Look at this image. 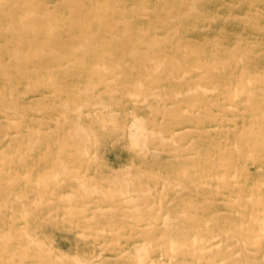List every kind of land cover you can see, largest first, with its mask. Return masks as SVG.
<instances>
[{
  "label": "rangeland",
  "instance_id": "374dc122",
  "mask_svg": "<svg viewBox=\"0 0 264 264\" xmlns=\"http://www.w3.org/2000/svg\"><path fill=\"white\" fill-rule=\"evenodd\" d=\"M15 2L0 264H264V0H38L28 42ZM19 46L50 56L21 71Z\"/></svg>",
  "mask_w": 264,
  "mask_h": 264
},
{
  "label": "bare ground",
  "instance_id": "6f19581e",
  "mask_svg": "<svg viewBox=\"0 0 264 264\" xmlns=\"http://www.w3.org/2000/svg\"><path fill=\"white\" fill-rule=\"evenodd\" d=\"M5 1H7V2H13L14 3V5L16 6L17 5V3L15 2V0H0V4H3ZM14 6V7H15ZM86 6H87V4H86ZM88 7V6H87ZM15 11V10H14ZM39 14H38V0H36V2L33 4V8H32V10L29 12V13H27L26 14V16L24 15V16H20V17H18L17 15H16V12H13L12 14H11V20H13V23H17L18 24V31L20 32V36H21V42H28L30 39L31 40H35V39H37V36H38V21H39ZM0 18H1V16H0ZM87 19V21H88V18H86ZM90 21V20H89ZM90 23H91V21H90ZM99 31V30H98ZM97 31V32H98ZM77 38V37H76ZM78 39V38H77ZM114 39V38H113ZM33 40V41H34ZM32 44V43H31ZM89 46V45H88ZM44 48H41L40 49V54L38 55V48L34 51V52H24V51H22V48L19 46V48H17L14 52H13V56L15 57V59L16 60H18L19 61V63H20V70L22 71V70H28V68H29V64L30 63H34L35 64V67L38 69V58H39V62H40V65H42V66H44L45 65V63L47 62V60H48V57L50 56V54H48V53H46V50H45V52H44ZM186 50V49H185ZM164 59H166V58H164ZM104 67V66H103ZM142 67V66H141ZM145 67H147V66H145ZM0 68L3 70V73L4 74H6L7 76H9V77H11V72H9L7 69H6V67H4L3 66V64L0 62ZM102 68V67H101ZM139 68H140V66H139ZM149 67H147L146 69H148ZM156 68V67H155ZM150 69V68H149ZM148 69V71L150 72L151 70H149ZM194 70H199V69H195V68H193ZM106 72V71H105ZM156 72V71H155ZM244 72V71H243ZM184 76H186L185 74H184ZM149 78H150V76H149ZM202 79V78H201ZM203 80V79H202ZM202 80H201V82H202ZM250 84V83H249ZM201 89V88H200ZM204 90H206V89H204ZM208 92H209V90H208ZM195 93V92H194ZM129 95V94H128ZM177 96H178V94H177ZM236 96H238V95H236ZM134 97V96H133ZM177 98V97H176ZM231 101V100H230ZM242 104V103H241ZM98 105V104H97ZM239 105V104H238ZM102 106H104V105H102ZM106 108V107H105ZM15 111V110H14ZM185 113V112H184ZM89 117V116H88ZM136 119H138V118H136ZM140 119V118H139ZM101 120V119H100ZM102 120H103V118H102ZM104 120H105V118H104ZM135 120V119H134ZM136 122L134 123V122H132V126L134 127V125H135V127H136V131H134V133H132L133 134V136H132V134H131V136H130V138L131 139H134V141H135V143L137 144V145H139V146H142V147H146L147 146V137H148V135H146L145 134V132H146V130H145V127L143 126V124H145V123H143V121L142 120H139V121H141V122H137V120H135ZM105 123H106V121H105ZM109 123H111V122H109ZM115 125V124H114ZM80 126V125H79ZM131 126V124H130V127H132ZM103 127H104V125H103ZM129 127V128H130ZM9 128V127H8ZM80 128H81V130H84V129H82L83 127H81L80 126ZM130 130H131V128H130ZM129 130V131H130ZM71 132V131H70ZM160 135V134H159ZM153 136V135H152ZM159 137V136H158ZM163 137V136H162ZM156 138V137H155ZM160 138V137H159ZM164 138V137H163ZM162 139V138H161ZM135 143H133L134 145H135ZM139 146H136V147H139ZM165 146V145H164ZM141 148V147H140ZM142 149V148H141ZM144 150V149H143ZM146 150V149H145ZM147 151V150H146ZM149 152V151H148ZM22 173V172H21ZM49 177V176H48ZM151 177H152V175H151ZM44 178H47V177H44ZM48 179V178H47ZM50 179V178H49ZM153 179V178H152ZM38 184V183H37ZM82 184V183H81ZM44 185H45V183H44ZM50 189V188H49ZM153 189V188H152ZM153 197V199L155 198L154 196H152ZM35 200V199H34ZM129 202V201H128ZM133 204V203H132ZM153 206H154V204H153ZM56 210V209H55ZM160 214V213H159ZM149 222V221H148ZM244 223V222H243ZM209 224V223H208ZM154 226V225H153ZM210 227V226H209ZM209 227H207V228H209ZM146 229V228H145ZM202 229V228H201ZM201 231V230H200ZM202 231H203V229H202ZM201 231V232H202ZM16 236L17 237H23L25 240H26V244H27V246H29V247H31V246H33L35 243H36V241L32 238V236L31 235H29V234H27L26 232L25 233H23V232H18V233H16ZM197 245V242H194V246H196ZM245 245V244H244ZM218 246V245H217ZM5 247H9V243H8V241L7 242H5ZM100 247V246H99ZM139 248V247H138ZM140 250H141V248H140ZM180 250H182V249H179V248H177V249H175V250H173V252H176V251H180ZM246 250V249H245ZM138 251V250H137ZM124 253V252H123ZM122 253V254H123ZM26 254L24 253L23 255H21L22 257H24ZM141 256V255H140ZM146 259V256L145 255H142L141 257H140V260H145ZM63 260V259H62ZM139 260V261H140ZM55 261V260H54ZM215 262V261H214ZM139 263H141V261L139 262ZM20 264H23V262L22 263H20ZM35 264V263H34ZM64 264V263H63Z\"/></svg>",
  "mask_w": 264,
  "mask_h": 264
}]
</instances>
